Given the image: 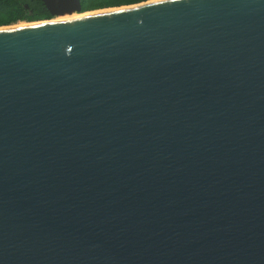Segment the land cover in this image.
I'll return each mask as SVG.
<instances>
[{"label":"water","instance_id":"95a60500","mask_svg":"<svg viewBox=\"0 0 264 264\" xmlns=\"http://www.w3.org/2000/svg\"><path fill=\"white\" fill-rule=\"evenodd\" d=\"M0 25V264H264V0H142Z\"/></svg>","mask_w":264,"mask_h":264},{"label":"trees","instance_id":"16d2710c","mask_svg":"<svg viewBox=\"0 0 264 264\" xmlns=\"http://www.w3.org/2000/svg\"><path fill=\"white\" fill-rule=\"evenodd\" d=\"M142 0H82L83 10L140 2ZM48 7L41 0H0V25L18 20L51 18Z\"/></svg>","mask_w":264,"mask_h":264},{"label":"bare ground","instance_id":"6f19581e","mask_svg":"<svg viewBox=\"0 0 264 264\" xmlns=\"http://www.w3.org/2000/svg\"><path fill=\"white\" fill-rule=\"evenodd\" d=\"M109 7H106L105 9H107ZM103 9V8H101ZM95 10H100V9H95ZM81 13H78V12H73V13H64V14H60V15H57L56 18H54V20H59V19H65V18H69V17H73V16H77V15H80ZM19 23H24V22H19ZM18 24V23H16Z\"/></svg>","mask_w":264,"mask_h":264},{"label":"rangeland","instance_id":"374dc122","mask_svg":"<svg viewBox=\"0 0 264 264\" xmlns=\"http://www.w3.org/2000/svg\"><path fill=\"white\" fill-rule=\"evenodd\" d=\"M99 8H105V7H99ZM99 8H96V9H99ZM60 15V14H59ZM57 15L53 16L52 18H56ZM26 21H30V20H26V19H22V20H18V21H15L13 23H10V24H16V23H19V22H26ZM32 21V20H31Z\"/></svg>","mask_w":264,"mask_h":264},{"label":"flooded vegetation","instance_id":"af4514ba","mask_svg":"<svg viewBox=\"0 0 264 264\" xmlns=\"http://www.w3.org/2000/svg\"><path fill=\"white\" fill-rule=\"evenodd\" d=\"M42 2H44L43 0H41ZM80 2H81V4H82V7H83V3H82V0H80ZM45 3V2H44ZM46 5V4H45ZM47 6V5H46ZM48 7V6H47ZM49 9V8H48ZM49 11H50V9H49ZM50 13H51V11H50ZM51 17H53L54 15L51 13Z\"/></svg>","mask_w":264,"mask_h":264}]
</instances>
